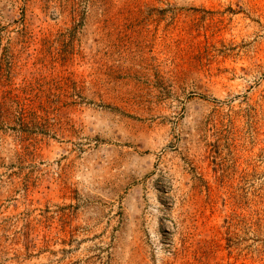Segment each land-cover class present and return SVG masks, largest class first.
I'll return each instance as SVG.
<instances>
[{
	"label": "rangeland",
	"instance_id": "1",
	"mask_svg": "<svg viewBox=\"0 0 264 264\" xmlns=\"http://www.w3.org/2000/svg\"><path fill=\"white\" fill-rule=\"evenodd\" d=\"M0 264H264V0H0Z\"/></svg>",
	"mask_w": 264,
	"mask_h": 264
}]
</instances>
